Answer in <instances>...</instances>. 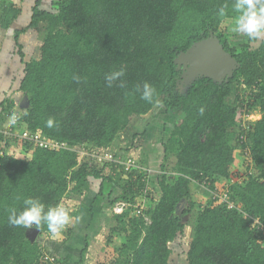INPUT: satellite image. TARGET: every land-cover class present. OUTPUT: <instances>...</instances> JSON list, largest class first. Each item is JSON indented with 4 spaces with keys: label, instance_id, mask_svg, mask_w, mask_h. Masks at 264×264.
Masks as SVG:
<instances>
[{
    "label": "trees",
    "instance_id": "obj_1",
    "mask_svg": "<svg viewBox=\"0 0 264 264\" xmlns=\"http://www.w3.org/2000/svg\"><path fill=\"white\" fill-rule=\"evenodd\" d=\"M26 1L22 15L23 0H0V30L14 28L23 18L24 28L13 31L17 47L23 32L44 26L37 57L23 62L16 80L14 91L26 98L24 110L16 112L20 130L98 153L132 131L130 147L113 156L123 161L143 146L144 134L129 128L133 118L156 105L179 118L162 144L158 199L154 186L149 187L154 178L149 175L147 181V168L156 162L151 165L144 151L139 153L141 169L127 173L117 161L93 163L80 160L76 150H48L22 140L14 154L29 159L0 154V264H48L40 245L51 235L47 225L13 227L10 209L19 213L23 201L32 198L45 212L61 205L76 210L95 181L100 196L109 189V210L98 213L105 215L104 243L113 252L94 264H169V245L184 235L176 212L182 200L188 206L181 214L194 212L187 264H264V38L250 40L234 31V0ZM210 34L239 66L221 83L202 76L182 90L183 66L174 60ZM118 71L124 75L107 87L105 77ZM145 83L154 89L151 103L141 99ZM242 88L246 99L239 95ZM7 103L14 102H0L3 119L10 112ZM253 109L260 119L246 128L242 117ZM11 138L0 133L8 148ZM171 158L177 177L168 174ZM231 179L225 203L216 198L193 211L192 185L206 182L212 189L217 180ZM119 202L126 208L115 214L112 207ZM33 230L34 241L28 237ZM64 230L70 238L73 228ZM88 242L86 237L76 264L82 263ZM54 255H49L53 263L65 264Z\"/></svg>",
    "mask_w": 264,
    "mask_h": 264
},
{
    "label": "rangeland",
    "instance_id": "obj_2",
    "mask_svg": "<svg viewBox=\"0 0 264 264\" xmlns=\"http://www.w3.org/2000/svg\"><path fill=\"white\" fill-rule=\"evenodd\" d=\"M17 1L19 0H16V2ZM228 26H230V24H225L224 27H228ZM43 36H44V26L40 25L36 28L29 29L27 32L24 33L23 36L21 35L18 37L17 42H19L22 45L23 48L22 51L24 52L25 60L35 59L37 57ZM263 38L264 37H261L260 39ZM185 77H188L187 78L188 80L187 82H185L183 89H187L190 81L193 78V76L190 75ZM239 95L242 99H246L247 90L242 88L240 90ZM10 102L11 103L14 102L12 105H9L7 103L8 105L7 107L9 111L12 113L21 112L26 107V98L21 93H18L14 97H11ZM3 118L4 117H1L0 119V128L4 126L7 122ZM178 118H179L178 113L175 114L166 113L164 112V109L162 107L156 105L149 114L143 117H138L137 119L133 118L131 120L132 123L130 124L131 127H129L133 129L134 132H137L139 134L140 133L144 134L143 144H142L143 146L141 145L142 147L140 149L134 151L135 154H131V153L126 154L127 155L126 157L132 156L136 158L135 167L138 170L139 168H141L140 163L138 161L140 156L139 153H142V151H144L143 152L144 156L147 157L149 161H151V165L153 162H156L153 168L150 167L147 168V172H148L147 181L148 180L149 182L151 181L149 175H151V177L154 178L152 183L153 185L151 184L149 185V187L154 186V191L156 192V198L158 197L157 192L159 191L158 188H156L157 187L156 179L157 176H159L160 174L159 164H161L163 157L162 144L166 142ZM242 118L245 127L251 128L252 125L255 123V121L260 119V113L257 109H253L248 114H244ZM131 132L128 133L126 132L120 135L109 149L102 151L101 155L117 156V154L119 155L121 152L120 149H123L124 147L129 148L132 143ZM9 140H10L11 148H8L9 146H7L8 144L6 143V140L0 141L1 154L5 153V154L13 155L14 149H16L18 145L22 144L18 138H11ZM85 149L87 151L91 150L90 147H85ZM14 156L18 159H29V155H24L20 153L14 154ZM174 162H175L174 158H171L170 164L168 165L170 170L168 174H170V176L177 177L178 176L177 172H173ZM122 164L124 165V163ZM123 165H121V167H123ZM231 181L233 182L234 180L233 179H231L230 181L217 180L214 184V188L212 189L206 182L200 184L196 183L195 185H192L191 202L195 206L193 211H195L196 207L200 208L203 206H207L210 200H214L216 198L218 199L216 203L218 204L225 203L228 199V197L225 196V194L228 191L229 185L232 183ZM99 186H100L99 181L93 182L87 194L84 195L77 202L79 203V207L76 210L74 209L72 211H68L70 216L73 217L69 225L74 230V233L70 236V238L66 239L64 233L63 234L61 233L56 237L52 234V236H54L53 237L54 239L57 238L62 239V241L60 240L63 247L61 252H65L64 249H67L68 251L67 252L68 256L67 257L65 256L66 258L63 259L64 260L63 263L65 264H76L79 262L81 253L85 247L86 237L89 238L88 249L83 256L84 258L81 264H94L99 261L101 262L104 260V257H110L111 253L113 252V246L107 247L106 244L104 243V236L106 235V233L104 234L105 231L103 232L102 229H104L105 215L98 213L99 212L98 205L102 203L103 206L105 204V207H107L108 203L106 199L102 198V196L98 194V192H100ZM91 202L93 203L92 206H90ZM187 204L188 202L182 205V208L179 210V214H178L181 223L185 225L184 235L176 239L175 242L169 245V248L172 251V254L169 259V264H187L186 262V253L188 249L187 246L190 241V237L192 235L193 218H194L193 216L194 212L186 216H183L181 214L183 210L186 209V207L188 206ZM94 205H96L95 208ZM91 207H93V211ZM105 212H107V210H105ZM75 217H79L80 219L76 220ZM63 231L65 232V230ZM28 237L34 240L37 238L35 235L33 236L32 231L28 233ZM52 243H54V241H52L51 244ZM49 244H50L49 240L40 241L41 248L44 250L45 255H50L46 250V246H45ZM60 259L62 260L61 257ZM52 264H57V263H52Z\"/></svg>",
    "mask_w": 264,
    "mask_h": 264
},
{
    "label": "clouds",
    "instance_id": "obj_3",
    "mask_svg": "<svg viewBox=\"0 0 264 264\" xmlns=\"http://www.w3.org/2000/svg\"><path fill=\"white\" fill-rule=\"evenodd\" d=\"M234 11L238 13L235 17L234 31L241 35L247 36L250 40H256L264 37V0H234ZM224 14L223 8L220 9V15ZM124 75L123 71L113 72L105 77L107 87H112L113 82ZM123 87V82H121ZM140 91V89H137ZM154 89L148 83L142 88L141 99L151 103L153 100ZM203 112V109H201ZM26 114V113H25ZM17 113H13L9 117V125H14L19 119ZM46 126L51 128L54 126V120L49 118ZM24 208L17 213L15 208L10 209L8 222L13 227L22 226L30 229L35 226L37 230L42 224L47 225L48 231L54 236L60 235L69 225L73 217L70 216L68 210L63 206L49 208L47 212L44 205L37 199L27 198L23 201ZM79 220V217H75Z\"/></svg>",
    "mask_w": 264,
    "mask_h": 264
},
{
    "label": "water",
    "instance_id": "obj_4",
    "mask_svg": "<svg viewBox=\"0 0 264 264\" xmlns=\"http://www.w3.org/2000/svg\"><path fill=\"white\" fill-rule=\"evenodd\" d=\"M174 62L178 68L183 66L184 78L190 75L193 76L192 80H194L198 77L207 76L215 83H221L223 80L230 78L239 66L213 34H210L207 39L193 44L186 52L179 54ZM183 204L184 200L177 204V213ZM32 232L33 236L37 235L36 231L33 230ZM31 240L34 241V239Z\"/></svg>",
    "mask_w": 264,
    "mask_h": 264
},
{
    "label": "crops",
    "instance_id": "obj_5",
    "mask_svg": "<svg viewBox=\"0 0 264 264\" xmlns=\"http://www.w3.org/2000/svg\"><path fill=\"white\" fill-rule=\"evenodd\" d=\"M13 1L16 2V0H13ZM17 2H20V0ZM26 3L27 1L23 0L21 4V10H23L22 15L26 13L25 12L27 9L26 6H28ZM22 19L20 18L19 22L17 23V25L14 26V28L7 30V31L0 30V102L4 99H9L10 101L11 97H14L16 94L19 93L17 91H14L17 85L16 80L23 67L22 65L23 62L27 60H25V55H24V52L22 51L23 49L22 45L19 42H17L19 45L18 47H20L18 48L16 46V43L14 42L13 31L16 30L15 29L16 26L18 29L24 28V23L22 22ZM24 33H22L21 35L23 36ZM0 119H1V116H0ZM108 191L109 189L106 187L104 190V195H102V198L107 200ZM92 202L90 203V206H92L93 204ZM107 203H108L107 204L108 208L105 207V204L103 206L102 203L98 205L99 210H102L103 213H107L109 210L110 205H109L108 200H107ZM95 206L96 205H94V208ZM105 210H107V212H105ZM73 233H74V230H73ZM53 237L54 236H52L51 234L50 236H48V238L43 239V240H49V243H50L49 245H45L46 250L50 254H56L58 257H61L63 259L66 258L68 256L67 249H64L65 252H61L63 248L61 244L62 239H59V238L54 239ZM52 241H54V243L51 244Z\"/></svg>",
    "mask_w": 264,
    "mask_h": 264
},
{
    "label": "built area",
    "instance_id": "obj_6",
    "mask_svg": "<svg viewBox=\"0 0 264 264\" xmlns=\"http://www.w3.org/2000/svg\"><path fill=\"white\" fill-rule=\"evenodd\" d=\"M11 115L13 114L12 112ZM5 114V120L7 121L6 124L4 126H2L0 129V133L4 135V137H12V138H18L20 141H25V142H29L34 144L35 146H38L40 148L43 149H48V150H58V149H69L67 147L66 144L64 143H60L54 140H50L47 137L41 136L38 133H29L27 130H20V125H19V119L16 122V124L14 125H9L8 121H9V117L10 114ZM69 150H76L79 159L81 160L82 158H87L92 162L95 163H105V162H109V161H117L116 163L119 164L120 166L123 165L122 163H124L123 165V173H127V172H131L134 169H136V163H134V157H130L128 156L125 160H116L113 158L114 155L112 156H108V155H101L102 152H96L95 150H90L87 151L85 149L84 146H81L77 149H69ZM1 154V153H0ZM115 157V156H114ZM119 158V157H118ZM141 169V168H139ZM126 208V205L124 203H116L113 207H112V211L115 214H121L123 212V210ZM137 213H141L140 211H137ZM145 221L149 223L148 219L145 218ZM254 223L257 224L258 220L254 219ZM43 262L44 263H48L51 264L54 262V258L49 256V255H45L43 257Z\"/></svg>",
    "mask_w": 264,
    "mask_h": 264
},
{
    "label": "flooded vegetation",
    "instance_id": "obj_7",
    "mask_svg": "<svg viewBox=\"0 0 264 264\" xmlns=\"http://www.w3.org/2000/svg\"><path fill=\"white\" fill-rule=\"evenodd\" d=\"M181 73H182V72H181ZM181 77H182V79L180 80V82H181L182 85H184L185 82H187V80H188L187 78H188V77H186V78H184L183 76H181ZM182 90H184V89H182Z\"/></svg>",
    "mask_w": 264,
    "mask_h": 264
}]
</instances>
